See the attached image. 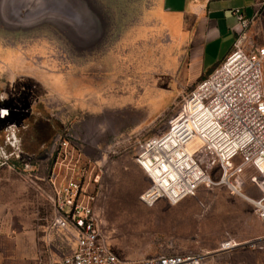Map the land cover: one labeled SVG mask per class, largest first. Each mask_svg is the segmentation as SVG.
I'll return each mask as SVG.
<instances>
[{
    "label": "rangeland",
    "instance_id": "obj_1",
    "mask_svg": "<svg viewBox=\"0 0 264 264\" xmlns=\"http://www.w3.org/2000/svg\"><path fill=\"white\" fill-rule=\"evenodd\" d=\"M60 1L52 12L49 0L32 10L24 0H0V264L9 241H39L40 229L48 232L56 188L71 177L98 179L91 188H101L99 219L121 257L206 253L209 264H264V243L245 244L264 238V219L226 186L201 187L176 204L140 199L151 182L135 160L139 144L167 128L196 84L191 74L167 75L158 89L163 75L106 73L100 61L110 43L70 26L82 5ZM137 60H145L141 52ZM54 76L62 79L57 86ZM244 190L259 194L250 184ZM229 235L241 244L220 251Z\"/></svg>",
    "mask_w": 264,
    "mask_h": 264
},
{
    "label": "built area",
    "instance_id": "obj_2",
    "mask_svg": "<svg viewBox=\"0 0 264 264\" xmlns=\"http://www.w3.org/2000/svg\"><path fill=\"white\" fill-rule=\"evenodd\" d=\"M235 13L237 37L230 53L182 96L167 128L139 144L135 160L151 182L140 199L148 205L162 199L176 204L201 187L226 186L264 219V47L251 40L243 12ZM251 169L255 173L247 178ZM94 181L71 177L56 188L50 226L69 233L74 249L53 264H209L206 253L119 256L103 232L97 211L101 188L92 189L99 182ZM247 184L258 196L244 190ZM263 243L264 238L245 244ZM240 244L229 235L219 250Z\"/></svg>",
    "mask_w": 264,
    "mask_h": 264
},
{
    "label": "crops",
    "instance_id": "obj_3",
    "mask_svg": "<svg viewBox=\"0 0 264 264\" xmlns=\"http://www.w3.org/2000/svg\"><path fill=\"white\" fill-rule=\"evenodd\" d=\"M80 9L77 22L69 25L82 24L110 43L101 54L105 72L163 75L158 89L171 80L167 75L191 74V84L198 83L221 63L237 37L236 9L249 20L251 40L264 47V0H94ZM107 25L110 31L103 29ZM140 52L144 61L137 60ZM40 230L39 241H9L5 264H53L74 249L61 228Z\"/></svg>",
    "mask_w": 264,
    "mask_h": 264
},
{
    "label": "water",
    "instance_id": "obj_4",
    "mask_svg": "<svg viewBox=\"0 0 264 264\" xmlns=\"http://www.w3.org/2000/svg\"><path fill=\"white\" fill-rule=\"evenodd\" d=\"M50 1V3H51V10H52V12H58V10H59V8H60V0H49ZM78 1V2H77ZM76 1V3H77V5H84V3L85 2H88V1H86V0H84V1H82L81 2V0H77ZM24 2L26 3V5H29V7H30V9L32 10V8H33V4H35V6H37V4H39V3H41V0H24ZM49 3V2H48ZM21 5V4H20ZM69 5L71 6V3L69 2ZM1 47V46H0ZM3 48V47H2ZM4 49H11V50H14L15 52H17V50H15V49H13V48H4ZM18 53V52H17ZM20 54V53H19ZM20 58H21V54H20ZM156 60H158V58L156 57ZM1 63H3L5 66H7V67H9L13 72H15V70L14 69H12V67L10 66V65H7L5 62H1ZM21 68V67H20ZM19 68V69H20ZM52 79V81H51V84H54L55 86H57L58 84H59V82H60V80H62L59 76H54V77H52L51 78ZM46 82H48L47 80H45ZM159 81V80H158ZM158 81H156V84H158L159 82ZM45 82V85L48 87V86H50V84L49 85H47V83ZM50 83V82H49ZM120 85H121V83H120ZM76 87H74V89H75ZM78 89H85V87H79ZM75 91V93H74V95H81V93H77L76 92V90H74Z\"/></svg>",
    "mask_w": 264,
    "mask_h": 264
}]
</instances>
